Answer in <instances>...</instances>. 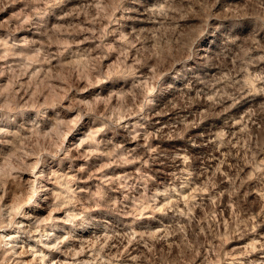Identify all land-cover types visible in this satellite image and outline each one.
Instances as JSON below:
<instances>
[{
	"label": "clouds",
	"instance_id": "9594fccd",
	"mask_svg": "<svg viewBox=\"0 0 264 264\" xmlns=\"http://www.w3.org/2000/svg\"><path fill=\"white\" fill-rule=\"evenodd\" d=\"M4 13L0 264H264V0Z\"/></svg>",
	"mask_w": 264,
	"mask_h": 264
},
{
	"label": "rangeland",
	"instance_id": "374dc122",
	"mask_svg": "<svg viewBox=\"0 0 264 264\" xmlns=\"http://www.w3.org/2000/svg\"><path fill=\"white\" fill-rule=\"evenodd\" d=\"M8 15H9V13L0 14V20L7 19ZM237 111H239V109H237ZM258 231H260L262 234H264V227H262L261 229H258Z\"/></svg>",
	"mask_w": 264,
	"mask_h": 264
}]
</instances>
